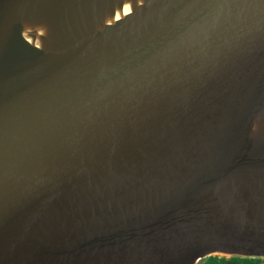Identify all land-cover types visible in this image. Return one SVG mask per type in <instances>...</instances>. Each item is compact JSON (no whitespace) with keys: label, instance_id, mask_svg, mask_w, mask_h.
<instances>
[{"label":"water","instance_id":"1","mask_svg":"<svg viewBox=\"0 0 264 264\" xmlns=\"http://www.w3.org/2000/svg\"><path fill=\"white\" fill-rule=\"evenodd\" d=\"M264 258V0H0V264Z\"/></svg>","mask_w":264,"mask_h":264},{"label":"trees","instance_id":"2","mask_svg":"<svg viewBox=\"0 0 264 264\" xmlns=\"http://www.w3.org/2000/svg\"><path fill=\"white\" fill-rule=\"evenodd\" d=\"M199 264H264V258L211 255Z\"/></svg>","mask_w":264,"mask_h":264}]
</instances>
